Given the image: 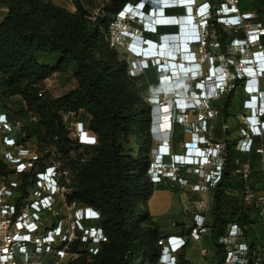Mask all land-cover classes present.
Returning a JSON list of instances; mask_svg holds the SVG:
<instances>
[{"label":"trees","instance_id":"trees-1","mask_svg":"<svg viewBox=\"0 0 264 264\" xmlns=\"http://www.w3.org/2000/svg\"><path fill=\"white\" fill-rule=\"evenodd\" d=\"M130 1L132 0H108L100 8L95 20L91 21L81 0L74 1L75 12H69L50 0H0V4L7 7V13L0 22V101L14 95L21 97L24 106L19 116L24 119V125L18 130L19 136L23 138L21 140L36 135L39 123L44 127H51L65 114L70 117L71 114L85 112L91 116L87 128L98 140L97 145H93L96 153L90 171L98 180L83 187L82 191L87 195L85 201H80L75 192L68 202H78L77 205L81 207L77 208L87 205L101 212L102 215L96 222L103 228L108 241H100L101 251L92 255L102 259L100 264H156L160 254V246L156 244L158 240L155 247L148 235L142 237L145 240L141 243L135 240L139 214L149 218L147 209L140 205V199L148 200L155 189L164 186L162 183L153 184L147 175L152 162L150 157L154 155L152 140L155 134L149 131L151 108L139 98L140 94L150 95L149 84L158 85L157 75L153 68L130 75L128 61L108 43L109 28L116 12ZM248 2L249 8L239 0V7L253 12L255 22L264 23V0ZM165 11L166 15L184 13L183 8L179 7ZM165 30L175 33L177 27H158L157 33ZM208 30V40L216 39L219 51L225 53L229 32L214 20L209 22ZM144 35L156 36L145 32ZM238 35L242 37V33ZM260 43L264 45V35L261 36ZM70 63L75 64L77 88L63 97L53 99L44 92L45 78L56 71H66ZM238 84L239 81L235 80L229 91L213 100L216 102L214 107L224 122L229 116L234 87ZM191 88L195 89L194 86ZM31 112L38 117V123L29 119ZM5 114L14 129L17 118L9 113ZM129 126L143 133L140 145L134 148L137 157L131 150L123 151L117 142L119 133ZM232 130L227 128L222 131L219 124L212 129L214 141L223 139L226 142L222 153L221 179L210 188L212 204L204 223L209 230L216 264H221L223 259L218 239L223 234L226 223L235 219L241 225L252 222L251 212L243 207L241 196L229 195L227 192L235 186L236 162L247 161L251 168V178H260L257 171L260 158L255 151L259 140L255 139L249 152H240L235 148V138L230 137ZM59 131L64 132L61 125ZM171 138L174 148L183 147L185 140L177 122L174 123ZM140 151L146 154V160L140 157ZM68 158L69 155H66V160ZM5 173L7 171L0 160V176ZM143 173L144 180L141 182L139 178ZM32 178L31 171L21 175L17 206L27 197V190L33 184ZM238 181L241 189L242 181L240 178ZM249 229H246L248 237L251 236ZM88 242L74 240L68 250L80 254L78 258H82L89 254L86 248ZM106 248L112 252V256H104L102 250ZM126 253L129 258L122 262ZM178 260L185 261L183 253L178 254ZM80 261L81 259H76L72 264H81Z\"/></svg>","mask_w":264,"mask_h":264},{"label":"built area","instance_id":"built-area-1","mask_svg":"<svg viewBox=\"0 0 264 264\" xmlns=\"http://www.w3.org/2000/svg\"><path fill=\"white\" fill-rule=\"evenodd\" d=\"M148 1L150 0L126 2L116 13L114 24L123 27L127 22L133 23V26L137 28L134 29L138 30L140 35L150 31L155 22L153 19L146 18L140 12L141 6L138 7L139 3L142 5ZM212 8H215L217 12L218 24L222 28L231 31V35L227 40L226 51L225 53L220 51L216 53L214 48L219 50L218 41L216 39L208 40L210 36L209 21L203 28H200L198 35L193 20L189 22L191 24L190 32H193L190 36H193V38L198 36L194 44V47H198V49L197 51L191 49V51L196 57L195 62L202 63L204 73L210 74L207 80L219 76L225 79V86H217L216 89H212L201 84L199 92L192 89L185 90L177 96V101L185 104L194 103V108L176 110L172 114H168L171 122L168 130L160 129L161 132H166L169 136L172 123L184 122L189 114L196 113L198 115L195 119L196 126L192 129L198 135L192 140L184 141L183 148L186 151L197 152L199 159L193 161L192 158L188 157L184 163L192 165L181 164V166L193 167L200 183L191 185V190L202 192H207L221 179L222 153L226 147V142L223 139L214 141L213 138L209 122L217 116V110L206 106L202 108L200 102L219 99L233 87L235 80L239 81L245 95L241 103L240 113L236 116L235 148L240 152L247 153L253 148L255 139L259 140L255 151L260 158L259 173L264 179V108L259 106L256 108L254 105L258 98H264V94H262L264 88L261 87L259 82L260 78H264V45L260 43L261 36L264 35V23L255 22V14L242 10L239 7V0H220L217 5H212ZM205 11L206 7L202 15ZM193 12L192 10L191 14L194 20L197 21L198 18ZM98 14L96 13L92 17L93 20ZM197 16H200V11L197 12ZM166 22L162 21V23ZM159 23L156 22V24ZM121 30V33L124 34V41L120 40L118 33H111L108 37V43L112 48L118 44L124 46L127 55L126 60H129V72L135 75L139 71H144L149 64L148 59L151 60L152 58H149L148 53H144L146 57L144 65L141 67L136 65L135 58L132 56V52H136V49L132 46V44H136L131 39L133 32L126 27L121 28ZM240 33H242V37L238 35ZM143 39L144 41L139 47L157 46L147 37ZM167 41V36L161 37V43H168ZM187 52L189 53V49ZM255 66H258L259 71L257 78L245 77L246 72ZM155 88L157 87L155 86ZM158 102L160 108L164 104L168 106L166 102ZM160 118L158 117V124ZM17 125H19L18 122L15 128ZM224 126L225 129L228 128L227 125ZM0 129L7 130V132H13L14 130L5 113H0ZM2 139L6 146L16 147L17 145V140L14 137L5 135ZM77 141L81 145H94L96 144V136L92 132L83 129L77 133ZM165 148L164 150L162 146L160 147L159 155L155 156L151 168H149L150 179L153 183H159L165 178L163 176L165 173L161 171L163 160L168 156V146ZM190 152L189 154H191ZM175 157L178 158L177 155ZM181 157L182 155L178 161L171 162L166 176L167 178H175V181L184 185L185 180L180 177L177 178L176 175L180 168L179 164L183 163ZM0 159L2 161L3 159L6 160L5 162L9 164L8 166L4 162L9 170L0 176V264H42L44 256L50 255L56 258L65 256L69 245L74 240L78 239L87 243L92 241L91 239L95 238L97 234L99 237L102 235V231L98 227L83 225L84 221H94L99 217L98 212L92 207L77 208L74 211V218L70 220L65 219L66 213L60 214L63 210H61L57 201L58 195L63 197L62 199L59 198L62 203L66 205V202L62 192V171L60 166L57 165L59 163L51 161L44 167H38L40 159L33 149H6L3 152V158L0 157ZM29 171L33 173V184L29 187L32 189L30 192L27 190V197L17 206L16 198L19 195L21 175ZM10 174L12 177H9ZM235 174H238L242 181V202L251 204L254 214L264 224V187L261 189L252 187L251 168L247 161L236 162ZM28 197L29 199H27ZM44 212L51 214L50 218L44 219ZM44 221L48 224L52 222L47 229L43 228ZM204 223L205 215L201 212L195 213L193 215V225L188 235L169 234L160 238L158 240L160 254L156 264H183L178 260L179 252L185 247L188 240H200L202 234L209 231ZM253 228V223L247 222L245 225H241L237 219L226 223L225 230L218 239L223 255L221 264H264V249L251 241V236L246 235V229H249L252 235ZM92 249V247H89V250ZM17 257L20 260L19 263H17Z\"/></svg>","mask_w":264,"mask_h":264},{"label":"rangeland","instance_id":"rangeland-1","mask_svg":"<svg viewBox=\"0 0 264 264\" xmlns=\"http://www.w3.org/2000/svg\"><path fill=\"white\" fill-rule=\"evenodd\" d=\"M50 1L57 5L62 6L69 12L76 11L74 5L75 0H50ZM81 1L82 3H84L85 9L88 10L89 15L87 17L91 21H94L92 17L96 15V13H99L100 8L108 2V0H81ZM134 1L136 0H132L131 2ZM248 1L249 0H240V3L246 6L247 8H249L250 4ZM6 13H7V7L0 4V22L3 20ZM116 16L117 14H115L114 20L110 25L109 28L110 33L108 34V36H110L111 33L113 34L118 33V35H120V40L124 41L123 38L124 34L121 33L122 31L121 28L126 27L133 32V34L131 35V39L133 43L138 42L139 45L142 44L145 35L144 34L140 35V32L138 30H135L137 28L133 26V23L127 22L125 25L123 24L124 25L123 27H120V25H115L114 21L116 19ZM227 31L231 35V31L229 30ZM105 39L107 40L106 36ZM113 49L117 51V53L121 55L122 58H124L125 60L127 59L126 51L123 45L118 44L117 46L113 47ZM190 49H192L193 51H197L198 47H192ZM214 50L216 53L219 52L217 48L216 49L214 48ZM180 60H183V58L181 57ZM172 64L174 63L164 64L163 69H166L169 65L173 68V70H171V73L176 72L175 70L176 64L174 65ZM74 73H75V64L70 63L66 71H56L50 74L47 78H45L44 92H46L53 99H58L68 94L70 91L75 90L77 88V83L74 78ZM129 74L133 75L132 72H129ZM155 86L156 85L154 84L148 85L150 95H141V94L139 95V98L142 99V101L144 102V104H146V106L148 105L149 107H151L149 103V97L153 96L154 94H158V91L155 88ZM179 86L181 87L180 89H182V92H184L185 90H188L191 87H193L194 84H192V82L188 80V81H183L181 84H179ZM241 91L242 88L239 84L234 87L233 99L228 109L229 116L226 122H224L222 116L218 114L214 119L210 120L209 122L211 125L210 126L211 129H213L214 126L218 124L222 129L224 125H227L228 129L230 130L234 129L232 130L233 131L231 134L232 136L230 135V137H234V135L236 134L235 132L237 130L236 116L240 113V107L243 100ZM200 103L202 108L205 106L215 108L214 105L216 102L202 101ZM22 109H24L23 102L21 100V97L18 95L7 97L4 98L3 101H0V113L11 114L14 118H17L16 121L19 123V125H17V127L14 128L13 132H7V130L5 131L0 129V157L3 158V152L6 149H33L35 154H37L40 159L38 163V167H44L46 164H49L53 160L59 163L57 165L60 166L62 171L61 172L62 173L61 180L63 183L62 192L64 195V200L66 202V205L62 203L61 199L63 197L61 195H58L59 198L61 199L58 198L57 201L59 203V206L61 207V210H63L62 212H60V214L66 213L67 216L65 217V219L70 220L74 218V211L77 210V207H81V206L77 205L79 204L78 202L69 203L68 199H71V197L75 195L76 192L77 195L79 196L80 201L82 200L85 201L87 195L85 192L82 191L83 187L89 185L90 182H94L98 180L95 178L94 174H91L90 171V168L93 166V158L96 153L95 147H93V145L83 146L79 144L77 141V133L80 130L85 129L89 131L87 128V123L91 118V116L85 112H79L77 115L71 114L70 117H68V115L65 114L60 118L58 123H56L51 127H44L39 123L38 131L36 135L21 140L22 137L19 136L20 132L18 130L20 127L24 125V119L22 117L19 118V116L22 114L21 113ZM143 113L145 115V112ZM166 115L168 116V111ZM197 116L198 115H196V113L192 115L189 114L184 122L182 123L177 122L180 131L183 133L184 140L186 141L192 140L196 135H198L197 132L192 130L196 126L195 119L197 118ZM29 119L37 123L39 121L38 117L33 112L29 113ZM171 119L173 120V118ZM60 125L64 128V132L62 133L59 131ZM173 127H174V123H172L171 131L169 132L170 151L174 154L181 155L184 153V148H183L184 146L183 147L178 146L174 148L171 144V139H172L171 135L173 132ZM149 131L151 134L152 133L154 134L156 131L155 127L151 126V119H150ZM5 135L9 137L19 138L17 139L16 147H9L4 144L2 137ZM142 138H143V133H141V131L139 130L137 131V129L134 128L133 126H129L126 130H123L119 133L117 142L120 145L121 149H123V151L131 150V153L137 157L138 155L135 153L134 148L136 145L138 146L140 145L139 142H141ZM135 139H137V142ZM97 140L98 139L96 136V144L94 145H97ZM158 142L159 140H155V138L152 140L154 153H155L154 151L155 146ZM66 155H69V158L67 160H66ZM145 156L146 154L143 153V151H140V157L146 160ZM154 158H155V154L153 155L152 158L150 157V161L153 162ZM169 160L171 162L174 161L173 159H168L166 157L163 160V162ZM175 160L178 161V158L175 157ZM5 161L6 160L4 159L3 161L1 160L3 164ZM151 163L149 164L147 170V175L149 176H150L149 168H151ZM7 165L9 166V164ZM7 165L5 166L4 164V168L6 171L9 170ZM140 169L142 172L143 167ZM181 169H184L185 171L184 170L181 171ZM176 175L177 178L181 177V179L185 180L186 183L184 185H181L178 181L174 180L175 178L173 179L172 177L169 178L165 177L162 179L161 182H159L162 183L164 186L161 187L162 189L157 190L156 194H154L152 201L150 200V198L146 201L140 199V205H143V207L147 209L149 218H144V215H142L141 213L139 214L140 218L137 222L136 234H135V240L139 241V243H141L142 240H145V238L142 239L143 236L148 235L149 241L153 242V246L155 247V243L157 240L169 235L166 234V230L167 229L169 230V228H171L172 221L178 224H181V222L183 221L188 226L191 225L193 221V215L195 213L202 211L204 212L206 211V213H209L212 204V198H211L212 192L210 189H208L207 192H202V191L193 192V190H191V185L200 183V179H198L197 174L195 173L193 167L179 168V170L176 172ZM9 177H12V175L10 174ZM234 178H235L234 189H228L227 192L230 193L229 195L241 196L242 193L238 181L239 178L238 174H236ZM139 179L141 182H143L144 173L142 175L140 174ZM153 184H158V183H153ZM31 189L32 188H29L28 191L30 192ZM77 191H81V192L79 193ZM157 197L160 198L158 202L157 200H155ZM27 199H29V197ZM162 206L168 207L169 210L166 213V215H162V217L160 218V213L162 212L161 211ZM84 207H91V206H87V205L82 206V208ZM243 207L247 211L251 212L250 213V217L252 221L251 223H253L254 228L256 230L254 232L255 235L253 234L254 236L252 237V241L256 243L259 247L264 249V224H262L254 214L251 204L243 203ZM92 208L98 212L99 218L96 220L94 219V221L93 220L84 221L83 225L86 227L87 226L98 227L102 231V235L99 237L97 234V236L91 239L92 241L88 243L86 248L89 254L84 256L82 255L83 256L82 258H78L80 254L77 255L75 252L73 251L71 252L70 250H68V252L62 258H56L50 255L44 256L42 258V264H72V261H75L76 259H81L80 261L81 264L101 263L102 259L100 260V258H94L92 257V255H95L96 253L101 251L102 246L100 241L107 242L108 240H106L107 236L104 234L103 228H101V226L96 222L100 219L102 214L99 210H97V208L95 207ZM43 216L44 219H48L50 218L51 214L44 212ZM51 223L52 222H50L49 224ZM49 224L46 223V221H44L43 228L47 229V227H49ZM156 244L159 245L158 241ZM89 247H92L93 249L89 250ZM86 248H84L83 251H85ZM102 251L105 257L112 256V252L109 251V249L106 248L103 249ZM202 251H205V254H203ZM186 252H187V256L197 264H216L215 252L210 242L209 232L204 234L200 240L191 239L188 246L186 247ZM127 258H129V254L126 253L123 256L122 262H124V260ZM16 260L17 263L20 262L18 257ZM112 264H118V263L113 262Z\"/></svg>","mask_w":264,"mask_h":264},{"label":"clouds","instance_id":"clouds-1","mask_svg":"<svg viewBox=\"0 0 264 264\" xmlns=\"http://www.w3.org/2000/svg\"><path fill=\"white\" fill-rule=\"evenodd\" d=\"M219 1L220 0H191V1H189L190 3L188 5L179 4V3L175 2V0H150L147 3H143L141 5L140 12L146 18L153 19V21L155 22V25L151 28V30L147 31L145 33H150L153 35L155 34L157 36V40H150L153 44H156L157 46H159V44H161V37L167 36V37H170L169 38L170 40H172L171 38L173 36L179 35V33H180V29H179L178 24L174 23V22L162 23L161 20L159 21L160 22L159 24H156V22H158L157 18L161 17V16H156L155 13L157 10H166V9L175 8V7L183 8V10L186 11V7L189 6L191 8L190 14H185V16L187 18L190 17V20H193V24L196 28V32L199 35L200 28H203L206 25L207 21L210 22L211 20H214L217 24L219 23V21L217 20V17H216L217 12H216L215 8H212V5H217ZM139 5H140V3H139ZM202 5L206 6V11L203 15L200 14V16H197V12L200 11V7ZM192 10L195 12L196 17L198 18L197 21L194 20V17L191 14ZM183 15H184V13H183ZM183 15H179V16H183ZM166 16L170 18V17H174L175 15H165L164 17H166ZM155 19H157V20H155ZM134 25H136V24H134ZM169 26H176L177 31L175 33H168V32L167 33H157L158 27H169ZM196 38H198V36H196L195 38H193V36H190V35L188 36L187 44H188L189 53L187 52L188 50L186 51L190 55V58L192 60L191 64L198 65V68L196 70H194L190 67V68L183 69L182 72L175 74V75H169L167 73H161L160 71H162V67L166 63L164 60L159 59L158 57H154V56L153 57L149 56V58H152V59L151 60L148 59L149 64L145 68V69L153 68L155 70V73L157 75V84H158L156 86L158 94H154L153 96L149 97V103L151 106L150 107L151 108V126L155 127V129H156V131L154 133L155 134V136H154L155 140H159V142L155 146V150H154L155 153H153V154H155V156L159 155L160 147L161 146H168V156H167L168 159H173L174 160L173 162H175V156L177 155V157L179 158L182 155L183 163L181 162L179 164L180 168L183 167V166H181V164H187L188 166L192 165V164L184 163L188 157L192 158V160L194 161L195 159H197V160L199 159V155L196 154L197 152H190V151H186V150H184V153L181 155L174 154L170 151L168 133L161 132L159 124L157 122L158 117H161V115L163 113L161 108H160V104L158 101L166 102V104L168 105V108H169L168 114H172L176 110L192 109V108H194L193 107L194 103L185 104L183 102L181 103V102L177 101V96L180 95L181 93H183L182 89H180L181 87L179 86V84H181L183 81L190 80L192 82V84H194V87H195L194 91L199 92L200 91L199 86L201 84L205 85L208 88L211 87L212 89H216L217 86L224 87L225 82H226L224 78H221L219 76H214L211 78V80H207L208 76L210 74L204 73L202 63L195 62L196 57L193 55L194 53L190 49V48L194 47V44L196 42ZM170 40H169V42H170ZM159 41H160V43H158ZM136 52H137V50H136ZM132 56L135 58L134 62L136 65H138L139 67L144 65V61L146 59L144 53L143 54H136V53L132 52ZM249 71L246 72V74L244 75L245 77H251L252 79L257 78V75L259 73L258 66H255L254 68L250 69ZM206 75H207V78H206ZM163 78L165 79V81ZM166 87H169V88L166 89ZM190 89H192V88H190ZM262 94H264V93H262ZM154 102H158V103H154ZM254 105L256 108L258 106L261 108H264V98H262V99L258 98L256 100V102L254 103ZM189 152L191 154H189ZM170 164H171L170 160L168 161V164H166V161L163 162V168H161V171L163 173H165L163 175L164 177H167L166 173H168V168L170 167ZM193 164H195V163H193Z\"/></svg>","mask_w":264,"mask_h":264},{"label":"bare ground","instance_id":"bare-ground-1","mask_svg":"<svg viewBox=\"0 0 264 264\" xmlns=\"http://www.w3.org/2000/svg\"><path fill=\"white\" fill-rule=\"evenodd\" d=\"M189 1H191V0L185 1L184 3H187ZM179 4H182V2H179ZM140 6H141V4L138 7H140ZM157 21L159 22L160 20H157ZM190 21H191L190 17L187 18V22H190ZM187 25H189V24H187ZM179 26L180 27L183 26L182 30L180 29V33H182V34L177 35V37L176 36L172 37L171 38L172 42H169V43L162 42L161 43L162 46L160 48H158V46H156L155 50L151 49V50H154V51L149 53V56H151V57L154 56V57H158L159 59H164L167 64L168 63L176 64V66H175L176 72L171 73V70H173V68L171 66H169V65H168V67L166 69H163V67H164V65H163L162 71H160L161 73H166L167 72L169 75H175V74H178V73L182 72L183 69H185V68H190L191 67L192 69L196 70L197 67H198V65L196 66V64H191L192 60L190 58V55L186 52L188 50V44L183 41V33L185 34V32H186V31L184 32L185 25H180L179 24ZM188 27H190V26H188ZM187 29L188 28H186L185 30H187ZM170 46H172V47H170ZM134 53L143 54V52L141 50L139 52H134ZM181 57L183 58V60H180ZM182 63H184V64H182ZM174 64H172V65H174ZM164 81H165V79H164ZM167 88H169V87H166V89ZM168 109L169 108L166 105L162 106V108H161V110L163 112V115H162L161 120L159 122V127L161 129H163V130H168V128L170 126V123H171L170 119L168 117L169 115L168 116L166 115ZM180 159H183V157H181Z\"/></svg>","mask_w":264,"mask_h":264},{"label":"crops","instance_id":"crops-1","mask_svg":"<svg viewBox=\"0 0 264 264\" xmlns=\"http://www.w3.org/2000/svg\"><path fill=\"white\" fill-rule=\"evenodd\" d=\"M205 5H202L201 7H200V14H202L203 12H204V10H205ZM191 10V8L189 7V11ZM155 15L156 16H161V17H158L157 19L158 20H164L165 18H169V17H164L165 15H166V11L165 10H157L156 11V13H155ZM163 16V17H162ZM175 16H179V15H175ZM157 19H155V20H157ZM150 22H152L151 20H150ZM152 24V23H151ZM187 24H189V25H187ZM188 26H191V24L189 23V22H186V24H185V27H184V32H185V34L183 33V41L185 42V43H187L188 42V40H187V38H188V36L189 35H192V33H190V27H188ZM186 28H188L187 30H185ZM168 32V30H165V31H162V33H167ZM187 33V34H186ZM187 35V36H186ZM145 37H147L148 39H150V40H157V36H154V37H152L151 35H145ZM214 38H212L211 40H213ZM168 43H169V40L167 41ZM171 42V41H170ZM137 44H132V46H134V49H136L137 51H139V50H141L143 53H150V52H152V51H154L155 50V46H151V47H146V48H143V47H139V44H138V42H136ZM158 43H160V41L158 42ZM169 45V44H168ZM167 45V46H168ZM162 45L161 44H159V46H158V48H160ZM166 46V45H165ZM170 47H172V46H170ZM151 49H154V50H151ZM150 50V51H149ZM175 52V51H174ZM172 62V61H171ZM164 79V78H163ZM259 82H260V85H261V87L262 88H264V78H260L259 79ZM241 95H242V99H244L245 97V95H244V93H243V91H241ZM243 101V100H242ZM224 130H226L225 129V126L223 127V129H222V131H224ZM186 141V140H185ZM172 144V143H171ZM163 148H164V150L166 149L165 147L166 146H162ZM163 150V149H162ZM258 172H259V169H258ZM260 174V173H259ZM199 179V178H198ZM252 187L254 188V189H261L262 187H264V179H262V177H261V175H260V178L259 179H254V178H252ZM158 189H162V188H157V189H155L154 191H153V193L151 194V196H150V200L152 201L153 200V197H154V194H156V192H157V190ZM194 192V191H193ZM159 197H157L155 200H157V202L159 201ZM168 210H169V208L168 207H166V206H162V209H161V213H160V218L162 217V215H166V213L168 212ZM197 213H200V212H197ZM201 213H203L204 215H206V213L204 212V211H202ZM163 223V222H162ZM174 224V225H173ZM193 225V221H192V223H191V225H186L185 224V222H181V224H178V223H175V222H171V228H169V230L167 229L166 230V234H175V235H180V236H185V235H188V233H189V229L191 228V226ZM253 232H252V235L254 234V232L256 231L254 228H253V230H252ZM209 232V231H208ZM204 234H206V233H204ZM204 234H202V236L204 235ZM251 235V241H252V237L255 235H253L252 236ZM202 238V237H201ZM191 240H188L187 241V243H186V245H185V247L180 251L181 253H183V258H184V260L186 261H180L181 263H183V264H189V263H191V264H197V263H195L194 261H192L188 256H187V252H186V247L188 246V244H189V242H190ZM179 252V253H180ZM203 252V254H205V251H202ZM158 262V261H157Z\"/></svg>","mask_w":264,"mask_h":264},{"label":"water","instance_id":"water-1","mask_svg":"<svg viewBox=\"0 0 264 264\" xmlns=\"http://www.w3.org/2000/svg\"><path fill=\"white\" fill-rule=\"evenodd\" d=\"M185 1H188V0H175V2H177V3L182 2V4H186V5H188L190 3V2L184 3ZM185 14H190L189 6L186 7V11H184V15L183 16H174V17L166 18V19H164L162 21L174 22V23H177L178 26H179V24L180 25H185L186 22H187V17L185 16ZM182 28H183V26L182 27L179 26V29L182 30ZM179 34H182V33H179ZM176 37H177V35H176ZM169 38L170 37H168V39ZM170 41H172V40H170Z\"/></svg>","mask_w":264,"mask_h":264}]
</instances>
